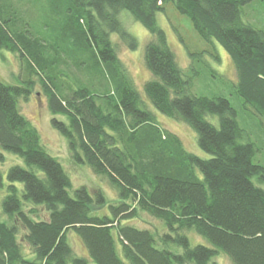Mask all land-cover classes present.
I'll list each match as a JSON object with an SVG mask.
<instances>
[{
  "label": "trees",
  "instance_id": "obj_1",
  "mask_svg": "<svg viewBox=\"0 0 264 264\" xmlns=\"http://www.w3.org/2000/svg\"><path fill=\"white\" fill-rule=\"evenodd\" d=\"M252 1L0 0V50L17 55L27 73L25 86L0 82V149L25 163L8 169L6 186L0 172V264H210L220 253L230 264H264V190L252 181L264 183V166L253 160L258 145L226 97L192 92L193 77L178 66L157 25V13L172 6L205 42L222 47L234 64L242 107L264 127V30L242 19V7ZM17 2L42 3L47 24L27 31ZM124 13L152 36L143 54L150 72L143 84L146 100L194 130L210 158L187 152L136 90L111 38L136 50L137 39L121 21ZM197 54L188 53L195 76ZM33 75L54 117L51 126L66 138L71 156L116 191L120 202L108 205L110 216L92 214L105 204L101 193L92 197L78 187L70 194V178L19 113L18 101L28 96ZM143 213L168 231L123 223ZM189 231L208 247L191 245ZM69 232L76 233L89 259L75 253Z\"/></svg>",
  "mask_w": 264,
  "mask_h": 264
},
{
  "label": "rangeland",
  "instance_id": "obj_2",
  "mask_svg": "<svg viewBox=\"0 0 264 264\" xmlns=\"http://www.w3.org/2000/svg\"><path fill=\"white\" fill-rule=\"evenodd\" d=\"M19 4L20 3L15 5V7L22 10L21 14L24 16L23 20L27 31L31 30L36 32V29L39 28L40 25L45 26V24H47L49 14H47V8L42 3L38 5L27 3V5L24 6H20ZM25 6L27 10L23 11V9L26 8ZM171 8L167 7L165 14L157 13V25H159L167 36L168 46H170L174 56H176L178 66L184 71H187L189 76L193 77L192 92L198 96H219L226 97L229 100L231 106L237 110V118L240 127L247 130L250 134V138L258 145L259 152L253 158L254 163L264 166V127H262L259 120L253 117L249 111L244 110L241 105L242 102L240 97L236 95L234 84L237 75H235L234 64H232L229 55L218 44L214 42L212 44L205 42L195 33L189 19L176 13L172 6ZM242 11L243 21L264 30V0L252 1L242 7ZM120 16L128 32L137 39L138 46L136 50H131L127 48L116 35L111 38L118 49L119 59H121L126 69H128L134 81L136 90H138L141 97L146 100L143 84L150 78V72L145 68L143 54L145 45L152 39V36L140 25V23L134 21L128 14L124 13ZM213 45L214 52L219 57V62L215 60V55L211 54ZM188 53H198L195 57L198 60L197 65L199 68L198 75L196 76L191 75L193 70L189 69V65L191 64L190 61L192 57L188 56ZM63 69L69 75L74 72L72 68ZM25 80H27V73L24 64L20 62L17 55L0 50V82L9 86H25ZM29 80L31 82H29V84H31L30 92L26 98L19 99L17 104L19 113L25 116L32 126L37 128L43 147H45L47 153L52 158L58 160L66 175L70 178V194L72 195L73 190L78 189V187H85L92 197L97 193H101L103 198H105V204L98 208L93 207L92 214L110 216L108 205L120 202L116 191L108 185L104 178L95 175L90 167H87L80 161L74 160L71 156L69 146H67L66 138L51 126V120L54 117L48 110L46 95L43 94V89L38 81V77L33 75L30 76ZM146 101L148 110L155 114L160 127L175 133L187 152L193 155L195 154L204 160L210 158L208 153L201 151L198 147L194 130H191L184 122H179L172 118L170 119L158 113L153 109L148 100ZM56 118L61 121L65 119L61 116H56ZM207 119H209L213 125L218 126V118H216V116H210ZM0 156L2 157V159H0V172L6 186V174L8 169L13 167V165L24 168L25 163L16 154H11L3 149H0ZM196 173L201 176L198 170H196ZM252 181H254L259 188L261 187L264 190L263 182L257 181L256 178H253ZM4 191L5 187L3 190H0V202L5 194ZM40 214L42 219L46 218L45 212L42 209H40ZM0 215H2L1 203ZM1 218L5 220V217L2 216ZM123 223L134 225L139 229L147 228L152 232L159 231L160 234L168 231L167 227L159 220L148 216L146 213L139 214L136 219L132 221H123ZM186 236L189 237L191 245L195 246L201 244L208 247L206 241L202 237L197 236L193 231L187 232ZM68 242H70L77 255L89 259L88 254L85 252L84 245L78 239L76 233L69 232ZM169 249L176 253L182 251L178 246H172ZM29 251V246L25 244L24 253L27 254ZM119 254L121 256V252ZM29 256L33 255L30 254ZM210 264H230V261L228 257L220 253Z\"/></svg>",
  "mask_w": 264,
  "mask_h": 264
}]
</instances>
